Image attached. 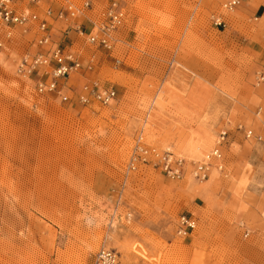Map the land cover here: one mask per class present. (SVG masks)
<instances>
[{"label": "rangeland", "instance_id": "rangeland-1", "mask_svg": "<svg viewBox=\"0 0 264 264\" xmlns=\"http://www.w3.org/2000/svg\"><path fill=\"white\" fill-rule=\"evenodd\" d=\"M92 1L97 10L109 0ZM117 1L126 19L111 49L75 29L87 16L49 18L82 63L66 97L15 71L40 48L36 27L11 26L0 49V264H92L101 246L120 264H264V0L233 10L224 0ZM63 3L28 7L43 15ZM92 79L115 90L110 103L79 101ZM223 129V170L203 181L128 168L138 136L200 160ZM181 213L197 220L186 234L176 233Z\"/></svg>", "mask_w": 264, "mask_h": 264}, {"label": "built area", "instance_id": "built-area-1", "mask_svg": "<svg viewBox=\"0 0 264 264\" xmlns=\"http://www.w3.org/2000/svg\"><path fill=\"white\" fill-rule=\"evenodd\" d=\"M241 1L224 0L221 7L224 10H233ZM19 2H23L22 7ZM40 2L41 0H0V49L4 48L6 39L11 35V26L36 27L38 33L36 41L40 48L35 52L23 54L16 64L15 71L21 77L33 78L37 92H56L66 97L62 92L63 86L66 85L67 78L72 72L82 68V63L75 51L54 39L49 18L54 16L73 19L76 16H87L89 26L83 27L75 22V29L84 35L88 42L111 49L116 40L115 33L126 19V9L117 0H109L97 10L92 0H84L79 5L71 0H64L56 12L48 6L43 15L28 7ZM88 13L93 14L88 16ZM212 22L219 27L227 24L219 13L213 14ZM91 67L92 62H88L87 70ZM77 97L82 103L95 100L107 104L115 98V90L111 86L103 85L97 79H92L83 83ZM245 135L261 140V135L254 133L251 128L245 129ZM227 141L226 130L223 129L218 133L216 143L211 150L200 160L188 161L172 150L151 148L142 141L141 136H138L128 159V168L135 169L141 164H148L158 168L170 178L181 179L189 175L198 181H203L208 178L212 167L223 170L222 152ZM196 223L194 216L181 213L176 220V233L186 234L196 226ZM92 264H120L119 254L113 248L101 246L95 252Z\"/></svg>", "mask_w": 264, "mask_h": 264}, {"label": "bare ground", "instance_id": "bare-ground-1", "mask_svg": "<svg viewBox=\"0 0 264 264\" xmlns=\"http://www.w3.org/2000/svg\"><path fill=\"white\" fill-rule=\"evenodd\" d=\"M188 161H195V160H189V159H187ZM219 163H220V161H219Z\"/></svg>", "mask_w": 264, "mask_h": 264}]
</instances>
